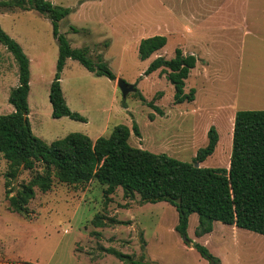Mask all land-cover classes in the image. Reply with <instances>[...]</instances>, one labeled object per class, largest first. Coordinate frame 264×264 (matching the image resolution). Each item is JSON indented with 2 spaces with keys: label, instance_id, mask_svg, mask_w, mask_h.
<instances>
[{
  "label": "rangeland",
  "instance_id": "rangeland-1",
  "mask_svg": "<svg viewBox=\"0 0 264 264\" xmlns=\"http://www.w3.org/2000/svg\"><path fill=\"white\" fill-rule=\"evenodd\" d=\"M55 1L71 9L59 21L70 45L87 46L90 58H101L116 79L135 85V90L123 99L116 79L96 75L67 58L60 78L63 96L86 121L53 117L48 94L59 48L50 19L35 10L0 12V26L29 58L28 119L36 136L47 143L70 132L96 139L109 136L118 124L131 129L136 122L139 134L131 129V145L192 162L213 125L218 141L201 165L228 167L235 112L264 110V0H90L83 6L79 0ZM189 6L196 13L190 22L185 17ZM165 22L172 27L170 33H165ZM155 34L165 35L166 44L141 58V39ZM183 42L185 50L189 46L199 56L184 85L185 92L193 87L195 94L192 101L176 103L165 74L160 69L144 71L158 55L173 57ZM17 83V63L0 43V114L14 110L8 96ZM7 167L0 154V264H128L107 252L110 247L150 264H210L192 243L204 245L216 264H264L263 234L215 221L210 232L197 236L194 212L186 238L175 229V206L143 202L138 194L125 198L121 187L105 203L104 186L95 179L73 186L54 178L48 191L35 190L23 211H12L5 187ZM36 170L41 171L40 164L22 169L8 186L11 194ZM95 215L103 224L92 223Z\"/></svg>",
  "mask_w": 264,
  "mask_h": 264
},
{
  "label": "trees",
  "instance_id": "trees-1",
  "mask_svg": "<svg viewBox=\"0 0 264 264\" xmlns=\"http://www.w3.org/2000/svg\"><path fill=\"white\" fill-rule=\"evenodd\" d=\"M35 10L48 17L52 32L58 42L59 53L56 70L49 87L52 116H68L86 121L72 111L63 96L60 78L67 58L79 61L96 75L115 80V73L107 63L88 56V47H72L59 31V21L70 13L69 7L54 4L50 0H0V12ZM76 31V28H72ZM0 43L13 55L18 66V83L8 96L14 110L0 114V154L8 162L4 176L8 205L12 211L21 212L34 197L35 190L48 191L57 181L78 186L92 179L103 188L105 203L117 187L123 196L132 199L138 194L145 202L166 201L178 212L177 232L187 238L188 219L197 213L195 235L201 236L213 228L214 221L235 225L264 235V110H237L232 129L231 153L228 167H206L203 162L215 149L218 141L216 128L207 131V142L200 147L192 162L182 161L166 153H154L128 142L132 131L139 134L136 122L132 127L118 124L109 136L91 139L81 132H70L50 143L36 136L28 119V94L30 90L29 58L22 46L0 26ZM166 37L161 34L141 39L139 54L146 58L163 47ZM196 57L175 48L174 56L167 59L157 56L149 63L144 74L160 69L174 86V101H192L195 88L185 92V79L195 66ZM142 101L145 97L136 91ZM147 104L158 110L148 101ZM195 162L199 165L195 166ZM36 170L25 182H21L14 194L8 188L11 180L23 170ZM101 217L95 215L92 223L99 226ZM98 234V233H97ZM192 245L209 259L217 260L199 243ZM118 259L128 264H150L133 259L130 254L114 248H106Z\"/></svg>",
  "mask_w": 264,
  "mask_h": 264
},
{
  "label": "crops",
  "instance_id": "crops-1",
  "mask_svg": "<svg viewBox=\"0 0 264 264\" xmlns=\"http://www.w3.org/2000/svg\"><path fill=\"white\" fill-rule=\"evenodd\" d=\"M75 1V0H74ZM95 1V0H94ZM98 1V0H97ZM97 1H95V2H97ZM57 1H55V0H53V3L54 4H57L56 3ZM92 1H90V0H86V1H84V2H82V0H79V3H78V5L79 6H83V5H85L86 3H91ZM99 2H101V0H99ZM74 3V2H73ZM72 3V4H73ZM171 11H173L172 9H171ZM178 11H182V9L180 10V8L178 9ZM178 11L176 12V14H179L178 13ZM186 13V12H185ZM187 15H185V17L189 20V22L190 21H194V20H196V13H195V11H194V8H193V6H189V10L187 11V13H186ZM175 20H178V18H177V16L175 17V15H174V21ZM165 24V27H168V29L167 30H165V33H167V32H169V30H170V28H172L171 27V25L169 24V22H165L164 23ZM174 27V26H173ZM174 29H175V27H174ZM170 33V32H169ZM165 36V35H164ZM166 37V36H165ZM166 42H167V38H166ZM166 44V43H165ZM184 42L182 43V44H179V46L180 47H178V48H180L182 51H183V53L184 54H193L194 56L195 55H197L196 54V51H194V50H192V49H190V47L188 46L187 47V49H190L191 51H189V50H185V48H184ZM162 48V47H161ZM161 48L160 49H158V50H156V51H154L153 53H155V52H159V51H161ZM177 48V47H176ZM175 51V50H174ZM158 56H162V55H158ZM157 57V56H156ZM196 57V56H195ZM199 59V56H198V58L196 57V62H197V60ZM196 68V63H195V66L193 67V69H191L190 71H192V70H194ZM61 83V82H60ZM194 100V99H193ZM194 103H195V101H194ZM130 134H131V132H130ZM130 136V135H129ZM200 164H202V162L200 163ZM215 222V221H214ZM213 222V223H214ZM233 226H235V225H233ZM213 229V228H212Z\"/></svg>",
  "mask_w": 264,
  "mask_h": 264
},
{
  "label": "water",
  "instance_id": "water-1",
  "mask_svg": "<svg viewBox=\"0 0 264 264\" xmlns=\"http://www.w3.org/2000/svg\"><path fill=\"white\" fill-rule=\"evenodd\" d=\"M116 85L119 86V88L121 89L123 99L126 98V95L128 94L129 91L135 90V85L126 83L120 77H118L116 79ZM198 165H199V163L198 162H195V166H198ZM210 264H216V262L211 259L210 260Z\"/></svg>",
  "mask_w": 264,
  "mask_h": 264
}]
</instances>
